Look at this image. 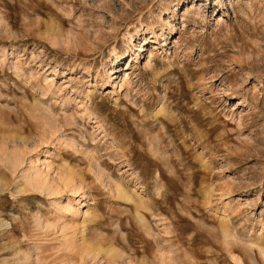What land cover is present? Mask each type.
Masks as SVG:
<instances>
[{"label":"rangeland","instance_id":"374dc122","mask_svg":"<svg viewBox=\"0 0 264 264\" xmlns=\"http://www.w3.org/2000/svg\"><path fill=\"white\" fill-rule=\"evenodd\" d=\"M0 264H264V0H0Z\"/></svg>","mask_w":264,"mask_h":264},{"label":"bare ground","instance_id":"6f19581e","mask_svg":"<svg viewBox=\"0 0 264 264\" xmlns=\"http://www.w3.org/2000/svg\"><path fill=\"white\" fill-rule=\"evenodd\" d=\"M31 165L32 164H29V166H28V168L23 172V178L22 179H24V181L23 182H26L28 185H31V186H34V184L36 183H40L41 185H44V186H46V188L48 189V192H51V193H54L53 191L54 190H56V189H58V187H53V186H50L46 181H45V178H43V176H39L38 177V179L36 178V180H34L33 179V177L31 176V174H30V167H31ZM65 183V182H64ZM40 185V186H41ZM54 185V184H53ZM74 186V185H73ZM72 186V187H73ZM68 188V187H67ZM74 189H75V186L73 187ZM50 190V191H49ZM70 190V189H69ZM75 190H77V189H75ZM119 191V197L122 199V200H128L129 198H130V196H129V193H127L124 189H122V188H119L118 189ZM58 191V190H57ZM56 191V192H57ZM72 191H73V189H72ZM71 191V192H72ZM69 192V191H68ZM80 192V190H78V191H76L75 193H79ZM121 195V196H120ZM83 197H84V194H83V192H81L80 194H79V197L75 200L76 201V203L72 206V207H68V205H67V203L66 204H63L62 202H56V204H55V211H56V213H57V215H58V218L60 219V220H63L64 219V217L63 216H65V215H67V214H73V216H76V214L78 213V212H80V211H78L79 210V208H81V205H83L84 203H82V202H84L83 201ZM82 212V211H81ZM84 212H82V214H83ZM80 214V213H79ZM39 217H41V216H39ZM63 217V218H62ZM75 218H77V217H75ZM78 219V218H77ZM39 218L38 217H36V218H34L33 219V224H32V227L34 226L35 227V225L37 224V223H39ZM65 220H66V217H65ZM41 221V220H40ZM41 223H42V221H41ZM29 226V225H28ZM39 226V225H38ZM35 229V228H34ZM33 229V230H34ZM36 230V229H35ZM31 231V230H30ZM35 233V232H34ZM70 234H73V233H70ZM70 234H68V233H66L65 231H64V227H62V229L60 230V231H57V233H56V239H54V243H55V245H56V243H58V245H61L64 249H68V244H69V241H71L72 240V238H73V236L72 237H70L71 235ZM33 236V235H32ZM71 239V240H70ZM39 244H41L40 242H39ZM38 244V245H39ZM42 246V245H41ZM54 249V248H53Z\"/></svg>","mask_w":264,"mask_h":264}]
</instances>
